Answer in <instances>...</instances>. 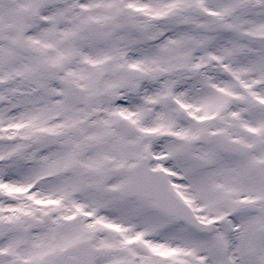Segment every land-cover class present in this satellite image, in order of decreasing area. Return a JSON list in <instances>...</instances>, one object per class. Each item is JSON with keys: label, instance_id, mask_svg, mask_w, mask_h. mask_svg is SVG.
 Here are the masks:
<instances>
[{"label": "snow or ice", "instance_id": "snow-or-ice-1", "mask_svg": "<svg viewBox=\"0 0 264 264\" xmlns=\"http://www.w3.org/2000/svg\"><path fill=\"white\" fill-rule=\"evenodd\" d=\"M0 264H264V0H0Z\"/></svg>", "mask_w": 264, "mask_h": 264}]
</instances>
